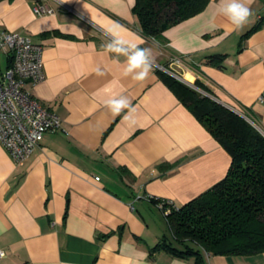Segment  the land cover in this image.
<instances>
[{
	"label": "crops",
	"instance_id": "crops-1",
	"mask_svg": "<svg viewBox=\"0 0 264 264\" xmlns=\"http://www.w3.org/2000/svg\"><path fill=\"white\" fill-rule=\"evenodd\" d=\"M35 1L0 0V31L42 45L44 78L26 89L62 129L20 163L0 141V264H195L151 251L164 236L175 241L148 196L181 205L219 181L230 157L156 69L183 54L186 79L264 129V0H251L240 29L219 12L221 0H209L156 39L141 33L135 0H39L54 10L47 15L33 11ZM117 24L152 49L143 81L123 75L124 57L104 52L106 29ZM212 54L223 55L220 66L203 62ZM121 95L136 108L134 124L104 104ZM202 254L205 264H264V251Z\"/></svg>",
	"mask_w": 264,
	"mask_h": 264
},
{
	"label": "trees",
	"instance_id": "trees-1",
	"mask_svg": "<svg viewBox=\"0 0 264 264\" xmlns=\"http://www.w3.org/2000/svg\"><path fill=\"white\" fill-rule=\"evenodd\" d=\"M208 1L135 0L133 12L141 33L156 39L169 26L201 11ZM222 58L212 54L203 62L220 66ZM156 73L224 148L230 163L219 181L170 208L165 218L175 244L164 236L151 251L193 256L195 264H205L202 250L215 255L264 251V134L214 99L199 80L193 83L197 90L161 68Z\"/></svg>",
	"mask_w": 264,
	"mask_h": 264
},
{
	"label": "built area",
	"instance_id": "built-area-1",
	"mask_svg": "<svg viewBox=\"0 0 264 264\" xmlns=\"http://www.w3.org/2000/svg\"><path fill=\"white\" fill-rule=\"evenodd\" d=\"M33 11L38 15L54 13L51 7L39 0L33 4ZM42 53V45L30 37L0 31V141L18 163L30 156L46 132L62 129L58 114L26 89L28 83L35 84L44 78ZM184 58L183 54H173L167 66L159 68L196 88L181 69ZM232 108L248 117L243 110ZM148 198L155 199L158 207L166 213L170 208L178 207L169 199Z\"/></svg>",
	"mask_w": 264,
	"mask_h": 264
},
{
	"label": "clouds",
	"instance_id": "clouds-1",
	"mask_svg": "<svg viewBox=\"0 0 264 264\" xmlns=\"http://www.w3.org/2000/svg\"><path fill=\"white\" fill-rule=\"evenodd\" d=\"M251 0H221L219 12L224 15L234 29L242 28L251 17L250 8ZM121 26L115 25L106 29L109 42L103 46L105 54L112 53L116 56L125 58L123 75L131 77L136 81H143L151 72L155 57L151 48L140 47L137 43L124 38L120 32ZM99 75L103 73L97 69ZM105 106L110 110L112 115L120 116L125 113L123 119L130 123H135L134 114L136 108L127 96L112 97L104 101ZM6 253L0 251V259L5 258Z\"/></svg>",
	"mask_w": 264,
	"mask_h": 264
},
{
	"label": "water",
	"instance_id": "water-1",
	"mask_svg": "<svg viewBox=\"0 0 264 264\" xmlns=\"http://www.w3.org/2000/svg\"><path fill=\"white\" fill-rule=\"evenodd\" d=\"M206 94V93H205ZM209 95V94H208ZM229 108H231L233 111H235L236 113L240 114L241 116H243L244 118H246L250 123H252L262 134H264V129H262L258 124H256L252 119H249L248 117L244 116L240 111H237L235 109H233L231 106H227Z\"/></svg>",
	"mask_w": 264,
	"mask_h": 264
},
{
	"label": "rangeland",
	"instance_id": "rangeland-1",
	"mask_svg": "<svg viewBox=\"0 0 264 264\" xmlns=\"http://www.w3.org/2000/svg\"><path fill=\"white\" fill-rule=\"evenodd\" d=\"M247 116L250 117L256 124H258L251 116H249V115H247Z\"/></svg>",
	"mask_w": 264,
	"mask_h": 264
}]
</instances>
